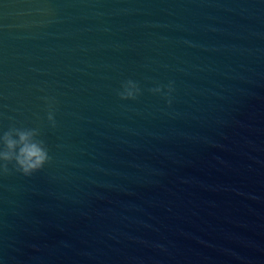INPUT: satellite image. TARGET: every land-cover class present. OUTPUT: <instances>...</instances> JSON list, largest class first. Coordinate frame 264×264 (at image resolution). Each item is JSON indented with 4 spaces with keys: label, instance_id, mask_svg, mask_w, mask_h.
Returning a JSON list of instances; mask_svg holds the SVG:
<instances>
[{
    "label": "water",
    "instance_id": "95a60500",
    "mask_svg": "<svg viewBox=\"0 0 264 264\" xmlns=\"http://www.w3.org/2000/svg\"><path fill=\"white\" fill-rule=\"evenodd\" d=\"M21 131L49 158L3 162L0 264H264V0H0Z\"/></svg>",
    "mask_w": 264,
    "mask_h": 264
},
{
    "label": "clouds",
    "instance_id": "9594fccd",
    "mask_svg": "<svg viewBox=\"0 0 264 264\" xmlns=\"http://www.w3.org/2000/svg\"><path fill=\"white\" fill-rule=\"evenodd\" d=\"M140 89L135 81L128 80L124 91L119 93L121 99H135ZM158 92L160 88L151 89ZM171 103V101H169ZM49 119H52L51 115ZM19 140L7 139V148L11 152H0V172L9 171L8 164L3 162L14 163L16 170L24 175H30L42 168L48 160V152L41 146L40 142L31 140V132H19ZM19 144L18 150L17 145Z\"/></svg>",
    "mask_w": 264,
    "mask_h": 264
}]
</instances>
